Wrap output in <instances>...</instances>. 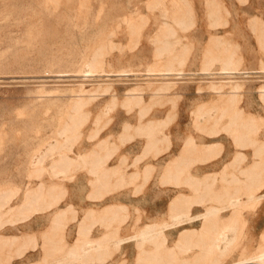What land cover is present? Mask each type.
Wrapping results in <instances>:
<instances>
[{"label":"rangeland","instance_id":"1","mask_svg":"<svg viewBox=\"0 0 264 264\" xmlns=\"http://www.w3.org/2000/svg\"><path fill=\"white\" fill-rule=\"evenodd\" d=\"M247 260L264 0H0V264Z\"/></svg>","mask_w":264,"mask_h":264},{"label":"crops","instance_id":"2","mask_svg":"<svg viewBox=\"0 0 264 264\" xmlns=\"http://www.w3.org/2000/svg\"><path fill=\"white\" fill-rule=\"evenodd\" d=\"M249 171H250V173H251L252 169H251V170H250V168H249L248 170L246 169V172L249 173ZM114 206H117V205L114 204ZM86 213H87V216L85 215V216H86V222L91 221L93 218H97V217H93V213H92V212H89V211H88V212H86ZM86 213H85V214H86ZM64 214H65V213H60L59 215H60V217H61V216H63ZM233 215H234V214H232L229 218H230V219H233V218H234ZM101 219H102V218H101ZM90 224H91V223H90ZM77 240H78V239H77ZM77 240H76V241H77ZM153 247H154V246L152 245V249H151V250H153ZM144 250H145V249H144ZM146 250L150 251V249H146ZM21 256H22V255H21ZM73 263H74V262H73ZM33 264H35V263H33Z\"/></svg>","mask_w":264,"mask_h":264},{"label":"bare ground","instance_id":"3","mask_svg":"<svg viewBox=\"0 0 264 264\" xmlns=\"http://www.w3.org/2000/svg\"><path fill=\"white\" fill-rule=\"evenodd\" d=\"M85 72H87V74L89 75V74L93 73L94 70H93V69H90V70H86ZM242 263H243V264H258V263H256L255 261H251V260L242 261Z\"/></svg>","mask_w":264,"mask_h":264}]
</instances>
